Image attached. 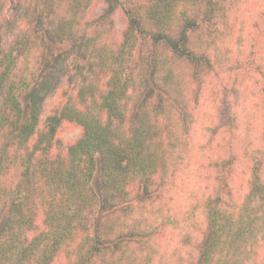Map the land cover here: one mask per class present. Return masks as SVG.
<instances>
[{"label": "trees", "instance_id": "16d2710c", "mask_svg": "<svg viewBox=\"0 0 264 264\" xmlns=\"http://www.w3.org/2000/svg\"><path fill=\"white\" fill-rule=\"evenodd\" d=\"M248 1L0 0V264H264Z\"/></svg>", "mask_w": 264, "mask_h": 264}, {"label": "rangeland", "instance_id": "374dc122", "mask_svg": "<svg viewBox=\"0 0 264 264\" xmlns=\"http://www.w3.org/2000/svg\"><path fill=\"white\" fill-rule=\"evenodd\" d=\"M244 14L242 16V20L244 22L241 34V50L240 57L243 62H245L244 70L248 69L250 75H255V87L257 92L260 90L264 92V74L256 75L254 74V69L257 68V65L264 68V13L259 19L258 14L262 11L264 12V8L262 5H257V3H253L251 0L244 5ZM105 6L102 3L94 2L89 11L88 18H94L104 12ZM241 19V18H240ZM114 34L118 41L121 40L122 32L126 27V16L122 8H118L114 17ZM257 22L258 24L254 25ZM255 27H254V26ZM248 67V68H247ZM264 71V69H263ZM225 75H218L213 79L216 82H223ZM64 86V83L62 84ZM60 90L54 93L44 104L45 114L60 98ZM262 121H264V117L260 115L259 124L262 126ZM80 135V129L78 127L72 125H66L64 130L61 132L60 137L65 143L74 142ZM234 175L231 183V190H234L236 194H242L246 189V179L249 173V163L246 161H242L241 159L236 160V165L233 167ZM261 258L259 259V261Z\"/></svg>", "mask_w": 264, "mask_h": 264}]
</instances>
